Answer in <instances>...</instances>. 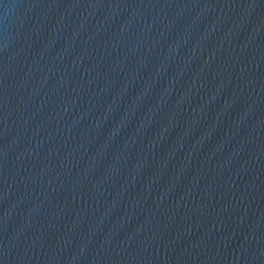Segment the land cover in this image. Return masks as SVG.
Masks as SVG:
<instances>
[{
  "label": "water",
  "instance_id": "obj_1",
  "mask_svg": "<svg viewBox=\"0 0 264 264\" xmlns=\"http://www.w3.org/2000/svg\"><path fill=\"white\" fill-rule=\"evenodd\" d=\"M0 264H264V0H0Z\"/></svg>",
  "mask_w": 264,
  "mask_h": 264
}]
</instances>
